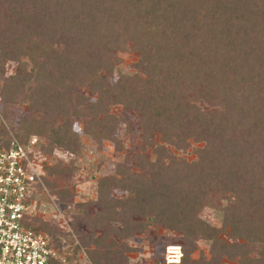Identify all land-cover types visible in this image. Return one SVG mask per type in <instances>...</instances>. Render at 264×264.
Instances as JSON below:
<instances>
[{
  "label": "trees",
  "instance_id": "trees-1",
  "mask_svg": "<svg viewBox=\"0 0 264 264\" xmlns=\"http://www.w3.org/2000/svg\"><path fill=\"white\" fill-rule=\"evenodd\" d=\"M116 51L136 53L134 72L117 71ZM7 61L16 65L4 78ZM0 103L21 145L47 141L36 140V155L79 156L74 123L97 148L115 144L110 107L137 115L154 159L135 156L139 173L115 165L92 202L68 211L90 264H126V242L149 223L180 235L179 264H264V0H0ZM17 105L28 113L11 120ZM188 141L202 143L195 160L172 157L167 147ZM8 142L1 130L0 147ZM58 165L44 173L60 176ZM213 196L227 202L220 228L199 217ZM29 226L60 234L40 219ZM200 240L209 257L194 261Z\"/></svg>",
  "mask_w": 264,
  "mask_h": 264
},
{
  "label": "rangeland",
  "instance_id": "rangeland-1",
  "mask_svg": "<svg viewBox=\"0 0 264 264\" xmlns=\"http://www.w3.org/2000/svg\"><path fill=\"white\" fill-rule=\"evenodd\" d=\"M111 59L115 61L117 71L121 73L134 72L132 67L136 61V53L132 51H116ZM27 70L31 75L35 74L34 65L27 62ZM16 63L7 61L4 65L3 77H7L13 72ZM115 77L111 76V82ZM82 94L87 95L84 90H80ZM202 107H206L204 103H199ZM3 107L0 103V131L2 130L7 134L9 139L11 135L10 125L5 120L3 114ZM10 112V116L17 120L27 115L28 109L25 105H17L15 108L7 110ZM109 113L115 117H119L120 121L116 128L115 140L117 143L113 144L107 141L101 142L99 148L93 141H89L80 132V126L78 123L73 124V130L79 134L82 148L79 156L73 157L68 155L66 151L61 149H55L50 155H41L42 160L46 168H53L58 165L61 171L60 176L48 175L45 170V180L52 183L53 188L48 189V193L55 198L56 194H62V201H57L60 208L68 213L69 210L76 211V204H87L92 202L96 196V179L100 176H108L114 173L115 165L122 164L129 168L132 172L139 173V169L135 165V156H142L153 160L151 149L144 147L141 143V133L138 127L137 115L131 110H123L121 106H111ZM15 137V136H14ZM35 138V137H33ZM40 138V137H39ZM36 140L38 137L35 138ZM42 144H46L47 141L44 138L38 139ZM157 140V139H156ZM202 143H196L188 141V144L184 150L175 151L171 147L167 149L172 154V157L178 159H184L188 162L194 161V150L200 148ZM124 195L120 192H113L112 198H120ZM43 200H46L43 197ZM56 200V198H55ZM227 204L226 200L219 197H210L207 200L205 206L201 209L199 217L204 221L209 222L215 228H220L221 224V211L220 208ZM90 214L95 213V209L92 207L87 208ZM42 222L41 217L37 218ZM139 219V218H136ZM140 220V219H139ZM75 228L78 233H82L83 226L81 224H75ZM218 238L226 241L227 243L232 240H228L223 235H219ZM126 242V241H125ZM238 242V241H236ZM127 245L130 247V251L126 253V264H163L162 254L163 250L168 245H182V240L178 233H174L164 229L158 225L148 224V228L141 234L130 237ZM209 245L210 241L200 240L196 242V247L190 255V259L197 261L200 257L208 259L209 257ZM255 256L254 254H251ZM221 264H234L233 261H226L221 259Z\"/></svg>",
  "mask_w": 264,
  "mask_h": 264
},
{
  "label": "built area",
  "instance_id": "built-area-1",
  "mask_svg": "<svg viewBox=\"0 0 264 264\" xmlns=\"http://www.w3.org/2000/svg\"><path fill=\"white\" fill-rule=\"evenodd\" d=\"M35 138L21 145L11 135L0 147V264H90L72 229V220L43 183L44 160L34 151ZM43 197L46 200H43ZM41 217L58 229L56 240L44 231H33V218ZM180 246L168 245L163 264H179ZM70 258H75L69 263Z\"/></svg>",
  "mask_w": 264,
  "mask_h": 264
}]
</instances>
